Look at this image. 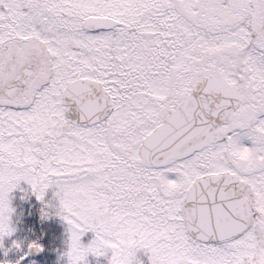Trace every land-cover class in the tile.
I'll return each instance as SVG.
<instances>
[{"label":"snow or ice","instance_id":"snow-or-ice-1","mask_svg":"<svg viewBox=\"0 0 264 264\" xmlns=\"http://www.w3.org/2000/svg\"><path fill=\"white\" fill-rule=\"evenodd\" d=\"M21 181L68 264H264V0H0V238Z\"/></svg>","mask_w":264,"mask_h":264},{"label":"rangeland","instance_id":"rangeland-1","mask_svg":"<svg viewBox=\"0 0 264 264\" xmlns=\"http://www.w3.org/2000/svg\"><path fill=\"white\" fill-rule=\"evenodd\" d=\"M57 191L55 186L49 187L44 199L37 200L31 186L21 181L9 193V206L12 209L9 227L12 231L10 235L0 238V264H16L22 256L25 259L20 260V264H68L69 225L61 218ZM52 196L56 198L53 200ZM94 236L91 231L85 233L81 243L87 245ZM14 241L21 246L17 248ZM32 243L40 245L43 250L26 255ZM110 256V251L102 257L89 254L82 264H109ZM137 256L143 264H149L144 250H139Z\"/></svg>","mask_w":264,"mask_h":264},{"label":"water","instance_id":"water-1","mask_svg":"<svg viewBox=\"0 0 264 264\" xmlns=\"http://www.w3.org/2000/svg\"><path fill=\"white\" fill-rule=\"evenodd\" d=\"M38 252L34 249H29L27 250V255H30V254H37Z\"/></svg>","mask_w":264,"mask_h":264},{"label":"clouds","instance_id":"clouds-1","mask_svg":"<svg viewBox=\"0 0 264 264\" xmlns=\"http://www.w3.org/2000/svg\"><path fill=\"white\" fill-rule=\"evenodd\" d=\"M15 243H16V244H18V245H19V247L21 246L19 243H17V242H15ZM19 247H18V248H19ZM16 264H17V261H16Z\"/></svg>","mask_w":264,"mask_h":264},{"label":"bare ground","instance_id":"bare-ground-1","mask_svg":"<svg viewBox=\"0 0 264 264\" xmlns=\"http://www.w3.org/2000/svg\"><path fill=\"white\" fill-rule=\"evenodd\" d=\"M57 196V195H56ZM56 197L55 196H52V199L54 200Z\"/></svg>","mask_w":264,"mask_h":264}]
</instances>
